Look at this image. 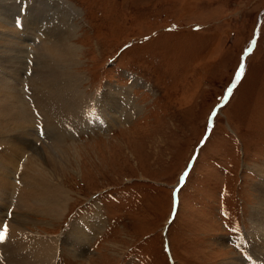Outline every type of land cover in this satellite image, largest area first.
<instances>
[{"label":"rangeland","instance_id":"374dc122","mask_svg":"<svg viewBox=\"0 0 264 264\" xmlns=\"http://www.w3.org/2000/svg\"><path fill=\"white\" fill-rule=\"evenodd\" d=\"M0 6L15 21L19 9L22 15L34 9L43 23L33 31L40 33L49 23L70 25L82 54L64 74L84 75L79 88L91 101L128 88L138 111L130 122L62 138L76 168L65 177L67 211L60 221L32 216L37 225L30 226L59 237L54 264H219L234 256L249 264L244 235L259 202L256 168H264V0H0ZM8 58L0 55V76L8 83L23 76L26 95L36 52L25 53L24 73L17 58L14 67ZM86 212L100 214L103 229L77 247L67 230Z\"/></svg>","mask_w":264,"mask_h":264},{"label":"bare ground","instance_id":"6f19581e","mask_svg":"<svg viewBox=\"0 0 264 264\" xmlns=\"http://www.w3.org/2000/svg\"><path fill=\"white\" fill-rule=\"evenodd\" d=\"M17 12L15 21L0 6V55L9 56L7 60L13 67L18 62L23 65V73L27 51L36 52L37 64L26 95L23 76L19 74L14 85L3 81L0 72V233L7 225L5 238L0 241V264H54L59 237L40 235L30 226L37 225L32 216L60 221L67 211L71 190L64 183L65 177L69 166L76 168L74 153L64 148L62 138L65 134L102 129L112 122H130L138 111L128 88L119 90L118 95L108 92L91 101L79 88L86 77L70 69L64 74L63 69L74 67L82 54L80 47L71 43L74 31L70 25L60 28L59 23H49L40 33L39 29L33 31L43 23L34 9L29 15H22L20 9ZM29 21L34 24H23ZM16 24H22V28ZM20 32L28 37H23L25 41ZM256 171L262 178L255 188L259 202L252 209L251 228L244 235L253 257L249 264L264 260V168ZM103 225L100 214L88 217L86 212L80 220L72 221L66 239L83 247L89 235L98 234ZM219 264L244 263L242 257L234 256Z\"/></svg>","mask_w":264,"mask_h":264},{"label":"snow or ice","instance_id":"6c2138e0","mask_svg":"<svg viewBox=\"0 0 264 264\" xmlns=\"http://www.w3.org/2000/svg\"><path fill=\"white\" fill-rule=\"evenodd\" d=\"M243 72V67H241V73ZM237 79H239V75L237 76ZM230 91V90H229ZM187 174V173H186ZM7 233V225L3 226V232L0 233V241H2L5 238V235Z\"/></svg>","mask_w":264,"mask_h":264},{"label":"water","instance_id":"95a60500","mask_svg":"<svg viewBox=\"0 0 264 264\" xmlns=\"http://www.w3.org/2000/svg\"><path fill=\"white\" fill-rule=\"evenodd\" d=\"M227 98V97H226ZM225 102V101H224ZM218 112V107L215 109V112L214 113H217ZM209 130H210V126L208 125V132H209ZM207 132V133H208Z\"/></svg>","mask_w":264,"mask_h":264},{"label":"trees","instance_id":"16d2710c","mask_svg":"<svg viewBox=\"0 0 264 264\" xmlns=\"http://www.w3.org/2000/svg\"><path fill=\"white\" fill-rule=\"evenodd\" d=\"M231 84V83H230ZM221 101V100H220ZM220 101H218V103H220ZM218 103H217V105H218ZM217 107V106H216ZM217 114V113H216ZM206 133V132H205ZM205 135V134H204Z\"/></svg>","mask_w":264,"mask_h":264}]
</instances>
